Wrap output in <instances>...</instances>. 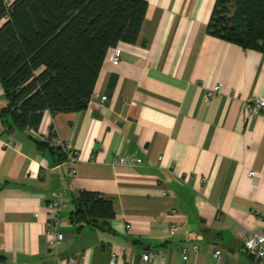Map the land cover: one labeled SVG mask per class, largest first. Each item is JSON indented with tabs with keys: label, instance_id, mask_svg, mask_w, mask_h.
I'll return each mask as SVG.
<instances>
[{
	"label": "crops",
	"instance_id": "obj_1",
	"mask_svg": "<svg viewBox=\"0 0 264 264\" xmlns=\"http://www.w3.org/2000/svg\"><path fill=\"white\" fill-rule=\"evenodd\" d=\"M146 1L136 42L108 49L86 109L44 110L23 129L0 116V264H264L241 251L246 234H264V114L242 111L264 98V53L207 33L216 0ZM57 139L79 153L72 177L49 150ZM119 154L141 164L113 163ZM61 190L64 238L51 247L47 205ZM82 190L110 200L114 217L76 229Z\"/></svg>",
	"mask_w": 264,
	"mask_h": 264
},
{
	"label": "trees",
	"instance_id": "obj_2",
	"mask_svg": "<svg viewBox=\"0 0 264 264\" xmlns=\"http://www.w3.org/2000/svg\"><path fill=\"white\" fill-rule=\"evenodd\" d=\"M146 8V0H0V83L8 101L0 116L23 129L44 110L86 109L106 52L136 42ZM206 31L264 53V0H216ZM49 150L65 159L60 147ZM73 202L78 230L115 214L99 192L82 190Z\"/></svg>",
	"mask_w": 264,
	"mask_h": 264
},
{
	"label": "built area",
	"instance_id": "obj_3",
	"mask_svg": "<svg viewBox=\"0 0 264 264\" xmlns=\"http://www.w3.org/2000/svg\"><path fill=\"white\" fill-rule=\"evenodd\" d=\"M112 63L117 64L119 62L118 56H113L111 58ZM221 86L215 85L212 88H209L205 92L206 98H211L214 94L220 92ZM95 98L101 103H104L107 100L106 95H99L95 93ZM242 111L246 113V115H255V114H264V98H260L257 96H250L245 98L242 101ZM55 146L61 148L64 153L65 161L70 164L69 168V175L72 177L76 174V169L74 165L79 160V153L77 149L68 141H60L55 140ZM112 162L118 165H131L136 166L141 164V158L136 157L132 154H119L113 157ZM255 172H249L250 176H254ZM66 191L61 190L60 192L56 193L49 201H48V209L52 212L51 221H50V228L47 230L48 234V242L51 247L58 245L62 242L64 236L63 233L57 230V222H58V213L60 208L64 203V195ZM129 227V226H128ZM177 228V224H173L171 226L172 230ZM243 246L246 248L247 252L254 254L255 258L264 261V234L261 233H248L244 236ZM194 251L198 250V246L194 244L192 246ZM182 258L186 260L188 258L189 248L187 246H182L180 249ZM221 254L220 250H215L213 256L215 258H219ZM157 252L150 251L142 254V259L147 260L152 257H156ZM114 256L111 258V263L114 262ZM69 262H75V258L70 257L68 259Z\"/></svg>",
	"mask_w": 264,
	"mask_h": 264
},
{
	"label": "water",
	"instance_id": "obj_4",
	"mask_svg": "<svg viewBox=\"0 0 264 264\" xmlns=\"http://www.w3.org/2000/svg\"><path fill=\"white\" fill-rule=\"evenodd\" d=\"M241 251H242L244 254H247L248 258L253 259V260L255 259L254 254L247 252V250H246V248H245L244 246L241 247Z\"/></svg>",
	"mask_w": 264,
	"mask_h": 264
}]
</instances>
